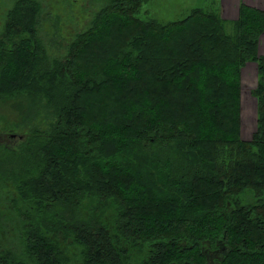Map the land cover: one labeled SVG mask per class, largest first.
Instances as JSON below:
<instances>
[{
    "label": "trees",
    "instance_id": "obj_1",
    "mask_svg": "<svg viewBox=\"0 0 264 264\" xmlns=\"http://www.w3.org/2000/svg\"><path fill=\"white\" fill-rule=\"evenodd\" d=\"M107 1L57 55L38 33L40 1L6 12L0 112L30 128L3 150L0 197L21 247L0 241V264H264V10L241 2L228 33L216 0L164 23L138 16L149 0Z\"/></svg>",
    "mask_w": 264,
    "mask_h": 264
},
{
    "label": "rangeland",
    "instance_id": "obj_2",
    "mask_svg": "<svg viewBox=\"0 0 264 264\" xmlns=\"http://www.w3.org/2000/svg\"><path fill=\"white\" fill-rule=\"evenodd\" d=\"M13 1L0 0V30L2 29L6 12L12 6ZM38 1L41 2L43 7L39 18L38 33L47 51L55 55L63 54L67 43L77 33L87 29L93 15L108 3L107 0ZM213 1L215 0H149L142 5L137 14L143 17H155L164 23L183 18L189 13L191 8L196 6L215 9ZM225 30L228 33L232 31L229 20H226ZM178 48L179 46L177 45ZM258 49L260 54H264V33L261 36ZM256 78V65L254 62H249L241 68L240 137L244 140L250 139L256 127V99L251 94V90L256 85ZM38 110L39 114L35 116L38 120L37 124H44L45 108L40 107ZM176 110L180 109L177 108ZM8 112L13 120L9 119L2 110L0 112V168L7 160L3 150L7 149L10 153L14 150L16 151L18 144L25 139L30 128V124L26 122H23V124L15 122V113L10 109ZM1 195L2 193L0 192ZM9 202V196L0 197V241L5 244V247L18 251L21 246L19 239L14 235L16 214L9 209L5 210V205ZM236 203H239V201L237 200ZM76 249L78 250L77 247ZM74 254L76 255V253ZM262 256H264V253ZM71 260L70 264H80L78 256H74Z\"/></svg>",
    "mask_w": 264,
    "mask_h": 264
},
{
    "label": "crops",
    "instance_id": "obj_3",
    "mask_svg": "<svg viewBox=\"0 0 264 264\" xmlns=\"http://www.w3.org/2000/svg\"><path fill=\"white\" fill-rule=\"evenodd\" d=\"M218 1L217 4H218V11L220 13V16L226 20H234L237 18L239 4L241 2H243L248 6L264 10V0H218ZM262 34L259 36V42Z\"/></svg>",
    "mask_w": 264,
    "mask_h": 264
},
{
    "label": "bare ground",
    "instance_id": "obj_4",
    "mask_svg": "<svg viewBox=\"0 0 264 264\" xmlns=\"http://www.w3.org/2000/svg\"><path fill=\"white\" fill-rule=\"evenodd\" d=\"M72 41V40H71Z\"/></svg>",
    "mask_w": 264,
    "mask_h": 264
}]
</instances>
